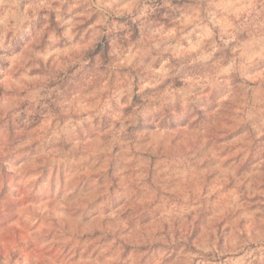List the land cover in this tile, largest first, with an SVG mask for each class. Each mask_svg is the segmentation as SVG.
I'll use <instances>...</instances> for the list:
<instances>
[{
  "label": "clouds",
  "instance_id": "clouds-1",
  "mask_svg": "<svg viewBox=\"0 0 264 264\" xmlns=\"http://www.w3.org/2000/svg\"><path fill=\"white\" fill-rule=\"evenodd\" d=\"M0 264H264V0H0Z\"/></svg>",
  "mask_w": 264,
  "mask_h": 264
}]
</instances>
